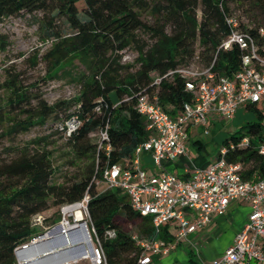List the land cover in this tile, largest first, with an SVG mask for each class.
I'll return each mask as SVG.
<instances>
[{
  "label": "trees",
  "instance_id": "1",
  "mask_svg": "<svg viewBox=\"0 0 264 264\" xmlns=\"http://www.w3.org/2000/svg\"><path fill=\"white\" fill-rule=\"evenodd\" d=\"M231 2L240 5L254 20L249 31L260 43L257 29L264 27V0H200V20L195 12L198 0H0V19L41 13L39 27L51 38V46L44 54L47 75L68 76L79 86L72 99L48 105L41 94L32 95L28 88L12 80L9 95L0 102V122L11 114L12 124L0 136L44 125L49 118H58L63 110L66 115L62 130L72 116L79 120L76 130L67 136L70 149L75 159L88 161L79 177L59 183L52 152L46 148L0 159V264H16L14 250L34 237L32 216L52 206L81 202L86 195L90 227L100 242L106 264H140V248L123 228L122 219L137 221L140 236L172 239L168 225L156 232L150 217L140 216L132 209L124 191L107 188L98 192L96 179L106 165L131 160L138 143L148 136L144 117L134 108L136 94H156L161 108L171 116L192 101V93L184 90L182 77L164 75L189 63L197 51L196 42L202 60L212 59L221 40L229 34L224 15L233 14ZM145 12L154 16V23L143 21ZM166 23L172 24L170 33L165 31ZM140 31L149 34L151 44L139 36ZM4 39L0 34V50L5 49ZM129 47L136 48L137 56L132 63H121V52ZM38 53L37 50L35 56ZM241 54L236 44L229 50H219L214 70L231 76L238 69ZM76 61L84 69L78 68ZM72 106L75 109L67 113ZM252 108L259 121L247 123L225 140L227 145L247 135L248 145L229 150L226 159L242 162L244 177L255 174L254 179H264V156L258 152V143L264 140L261 111L247 106ZM97 130H106L109 136L108 155L91 142L90 134ZM110 230L114 232L111 237L107 235ZM153 259L152 255L148 264H154ZM186 264L198 263L189 256Z\"/></svg>",
  "mask_w": 264,
  "mask_h": 264
},
{
  "label": "built area",
  "instance_id": "2",
  "mask_svg": "<svg viewBox=\"0 0 264 264\" xmlns=\"http://www.w3.org/2000/svg\"><path fill=\"white\" fill-rule=\"evenodd\" d=\"M224 21L229 34L221 40L212 59L203 61L197 50L189 63L178 65L164 75L182 77L184 90L192 93V101L184 103L179 114L171 116L161 108L156 94H136L134 108L144 117L148 136L138 143L131 160L106 165L101 177L96 179V184L104 183L107 188L124 191L132 209L140 216L150 217L156 232L168 225L172 234L169 241L140 236L137 232L130 234L140 248V264L150 263L152 255L175 251L195 228L208 225L213 215H224L229 205L238 200L249 204L247 220L235 234L233 243L212 264H264L261 242L264 240V179H254L255 174L244 177L243 163L226 159L229 150L248 145L247 135L238 142L229 141L209 166L195 167L185 178L166 169L167 162L187 153L189 126L201 125L209 132V119L224 123L234 117L240 105L257 107L261 111V125L264 123V27L257 29L261 39L258 43L249 31L251 25L240 23L235 14H225ZM234 44L242 50L238 69L231 76L222 75L214 70L216 54ZM78 124L76 116L65 122L67 136ZM99 135L98 147L108 155L109 136L106 130H100ZM258 152L264 156V140L258 143ZM147 155L153 163L151 173L142 165ZM87 200L86 195L81 202ZM107 235L111 237L114 232L107 231ZM91 254V264H106L102 248L93 249Z\"/></svg>",
  "mask_w": 264,
  "mask_h": 264
},
{
  "label": "rangeland",
  "instance_id": "3",
  "mask_svg": "<svg viewBox=\"0 0 264 264\" xmlns=\"http://www.w3.org/2000/svg\"><path fill=\"white\" fill-rule=\"evenodd\" d=\"M230 7L240 23H248L249 25H252L254 20L240 5L231 2ZM195 12L197 19L200 20V0H198ZM242 17L244 18L242 19ZM40 18L41 13H37L35 16L21 13L16 16L0 19V34L5 37L4 40L6 41L5 49L0 50L1 103L4 102L9 95L10 88L12 87V80L14 79L19 85L28 88L32 95L41 94L42 98L48 105H53L62 100H70L78 93L79 86L71 82L68 76L60 75L59 77H49V75H47L48 65L44 59V54L51 46V38L47 37L44 31L39 27ZM142 19L146 24H152L155 21L154 16L151 15L150 12H145ZM164 28L166 32L170 33L172 24L166 23ZM139 36L148 44H151L153 41L149 34L144 31H140ZM37 50L39 53L35 56ZM195 50H199L198 42L195 43ZM136 56V48H126L121 52L120 62L132 63ZM35 58L36 62L34 63ZM75 65L78 68L84 69V67L77 61L75 62ZM34 104L35 100H32V105ZM74 109L75 107L72 106L67 113ZM60 111L58 118L51 117L44 125L33 126L28 131L16 135L0 136V159H9L20 152L32 151L36 148H46L52 152L51 160L55 167V178L59 183L63 181H71L76 177H79L81 172L85 170L88 165V161H78L75 159L67 141L66 130H62V123L65 120L66 113L63 112V110ZM21 117L24 118L25 116L22 115ZM12 118L13 116L9 114L7 120L0 122V135L12 124ZM258 121L254 108L247 109L246 106L240 105L232 119L226 120L224 123H213L212 121H209L208 125H212V130L211 132L205 131L200 133L202 136L200 140L203 145L198 148L205 158H215L219 153V149L225 146L226 139H229L233 133L244 127L247 123H255ZM261 127L262 133H264V123H262ZM243 131L244 129L241 132ZM99 132L100 130H97L90 134L91 142L97 145L100 141ZM236 135H240V132H237ZM191 139L197 140L193 135L191 136ZM189 155L192 156L190 153ZM142 165L145 170H153V163L148 155L143 160ZM106 189V184H96V190L98 192ZM83 203L82 212L84 219L79 223V227H75L70 231L71 234H78L80 237L78 241L74 242L75 244L73 243L74 246L72 245L66 249L71 254L80 253L81 248H89L91 249V253L95 248H99L101 251L100 242L96 239L90 227L86 202L84 201ZM234 205L236 204H230L228 210ZM64 206L66 205L52 206L49 209L32 216L31 221L32 225L36 228V233L29 243L47 232H50L48 244L59 246L63 243V235L57 232H55V234L52 229L64 218V215H62V208ZM228 212L230 213L229 217H232V222H230L231 218L228 219V216H219V218L214 221V225L212 224V227L206 232V235H200V232L188 234L185 239V248L179 247L177 250L164 256L153 255V263L186 264L188 258L186 254L187 252H189V256L193 258L196 257L193 253L194 246L200 250V258L204 262H208L212 258L220 256L230 245L234 236V230L240 220V217H237L235 210L232 211L231 208ZM66 218L71 225L74 224V215L69 214ZM121 223L123 228L130 233L137 232L138 230L137 221H127L122 219ZM29 243L25 244V246L24 244L18 246L14 250L16 264H21L18 258L19 249L21 247H26ZM191 243H196V245L192 246ZM72 261L73 260L61 264H91L90 258L79 259L77 262Z\"/></svg>",
  "mask_w": 264,
  "mask_h": 264
},
{
  "label": "bare ground",
  "instance_id": "4",
  "mask_svg": "<svg viewBox=\"0 0 264 264\" xmlns=\"http://www.w3.org/2000/svg\"><path fill=\"white\" fill-rule=\"evenodd\" d=\"M83 204V202H77L62 208V215H64V218L52 229L54 233L57 232L63 235V243L61 245L56 246L48 244L50 232H47L29 243L26 247H21L19 249L18 258L21 264H61L71 260H73L72 262H77L79 259L91 258L92 254L89 248H81V252L78 254H71L66 250L68 247H71L75 241L80 239L78 234H71L70 231L75 227H79V223L84 219L82 212ZM69 214L74 215L73 225H71L66 218Z\"/></svg>",
  "mask_w": 264,
  "mask_h": 264
},
{
  "label": "crops",
  "instance_id": "5",
  "mask_svg": "<svg viewBox=\"0 0 264 264\" xmlns=\"http://www.w3.org/2000/svg\"><path fill=\"white\" fill-rule=\"evenodd\" d=\"M209 121L211 122V119H209ZM209 121H208V123H209ZM208 123H207V128L210 127L209 132H211V130H212L211 126L212 125H208ZM187 131H188V139L186 141L187 153L185 155H181V156L177 157L176 159H174V160H172L170 162H167V164H166V169H168L169 171L174 172L177 176H179L181 178L187 177L188 176V172L191 169H193L195 167L205 168V167L209 166L216 159V156H215V158H212V159L205 158V156L202 154V152L198 148V147H201L203 145L201 140H200V138L202 137L200 133L205 132V128H203V126H201V125L189 126ZM192 135L197 140H192L191 139ZM195 141H197V142H195ZM189 153L192 154V156H190ZM145 157H144V159H145ZM147 171H148V173L152 172L151 169H147ZM232 203L236 204L234 206H231L232 211L235 210V213H236L237 217L238 218L240 217L239 218L240 220L237 223V226H236V228L234 230L235 231L234 232V236H235V234L243 227L244 223L246 222L248 214L250 212V208H249V204L246 201H243V200H238V201H235V202H232ZM228 211H227V215H226V213L224 214L226 217L227 216L229 217V215H230V213ZM219 216H222V215H213V219L208 225H206L204 227H197V228H195V230L193 232H200V235H203V236L206 235V232L209 231V229L212 227V224L214 225V221L217 218H219ZM228 219H230V222H232V217L231 216ZM234 236L232 238V241H231L230 245L233 243ZM261 242H262V244H264V240H261ZM194 245H196V243L192 244V246H194ZM185 246H186V241L181 242V243H179L177 245V248L175 250H177L179 247L185 248ZM193 250H194L193 253L196 256L194 259L196 260V262L198 264H212V261L215 258H217V257H214L210 261L204 262L200 258V250L197 249L195 246L193 247ZM186 254H187V257H188L187 258V261H188L189 260V252H187Z\"/></svg>",
  "mask_w": 264,
  "mask_h": 264
},
{
  "label": "water",
  "instance_id": "6",
  "mask_svg": "<svg viewBox=\"0 0 264 264\" xmlns=\"http://www.w3.org/2000/svg\"><path fill=\"white\" fill-rule=\"evenodd\" d=\"M31 243V242H30ZM24 246H25V244H24Z\"/></svg>",
  "mask_w": 264,
  "mask_h": 264
}]
</instances>
